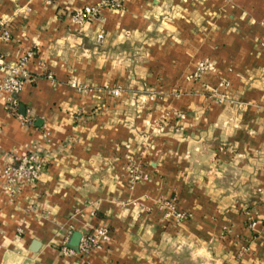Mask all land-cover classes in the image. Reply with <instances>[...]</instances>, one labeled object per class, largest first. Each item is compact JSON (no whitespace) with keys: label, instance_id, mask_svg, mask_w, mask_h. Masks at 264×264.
<instances>
[{"label":"crops","instance_id":"1","mask_svg":"<svg viewBox=\"0 0 264 264\" xmlns=\"http://www.w3.org/2000/svg\"><path fill=\"white\" fill-rule=\"evenodd\" d=\"M91 1L0 0L1 65L33 53L16 104L0 91V264H264V0H121L73 24ZM27 151L38 178L10 198L1 168ZM128 158L149 176L133 188ZM98 225L100 250L60 253Z\"/></svg>","mask_w":264,"mask_h":264},{"label":"built area","instance_id":"2","mask_svg":"<svg viewBox=\"0 0 264 264\" xmlns=\"http://www.w3.org/2000/svg\"><path fill=\"white\" fill-rule=\"evenodd\" d=\"M120 8L121 0H92L91 3L72 11L69 16L71 22L78 26L92 20L102 23L104 21V10H117ZM8 39L9 32L7 26L4 22L0 21V41L6 42ZM101 39L102 33L99 31L96 34V40L100 41ZM32 55L31 50H26L13 64L4 68L0 63V70H4V75L0 80V91L6 93V101L9 105L16 104V95L19 93L23 83L30 79L26 65ZM213 69L214 64L210 60L202 59L195 64L193 70L185 78L187 80H196L202 74L210 72ZM48 77L50 76L48 75ZM70 85L79 91L89 89L86 85L77 82H71ZM216 85L218 88H223L228 84L225 80H219ZM107 92L110 95L118 96L121 93V88L120 86L108 87ZM209 96L216 102H221L226 98L224 92ZM178 116H181V114H178ZM40 167V161L33 151H27L23 155L18 156L13 163L4 164L1 168L3 190L10 198H13L19 186L35 183ZM126 173L130 188H133L138 182L149 179V176L140 170L138 163L132 158H128L126 162ZM157 204L162 217L171 219L175 224L182 222L190 216L189 212L177 208L174 197L160 199ZM254 224V220H250L247 223L248 227H252ZM108 241V229L103 225H98L87 232L79 234L76 249L70 248L66 244V239H63L60 242L59 251L63 256L67 257L76 254L87 257L91 251L100 250Z\"/></svg>","mask_w":264,"mask_h":264},{"label":"water","instance_id":"3","mask_svg":"<svg viewBox=\"0 0 264 264\" xmlns=\"http://www.w3.org/2000/svg\"><path fill=\"white\" fill-rule=\"evenodd\" d=\"M22 108V106H20ZM78 237H79V233L75 232L72 237L70 238L69 242H68V246L72 249H76V245H77V241H78ZM38 245V242L33 240L31 242V248L35 249Z\"/></svg>","mask_w":264,"mask_h":264},{"label":"rangeland","instance_id":"4","mask_svg":"<svg viewBox=\"0 0 264 264\" xmlns=\"http://www.w3.org/2000/svg\"><path fill=\"white\" fill-rule=\"evenodd\" d=\"M174 223V222H173Z\"/></svg>","mask_w":264,"mask_h":264}]
</instances>
